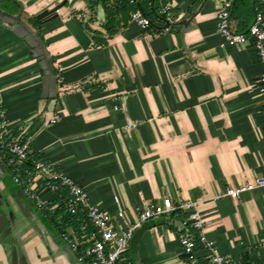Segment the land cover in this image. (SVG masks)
Instances as JSON below:
<instances>
[{
    "label": "crops",
    "instance_id": "0c3cea01",
    "mask_svg": "<svg viewBox=\"0 0 264 264\" xmlns=\"http://www.w3.org/2000/svg\"><path fill=\"white\" fill-rule=\"evenodd\" d=\"M61 1L0 0V12L32 28L30 17ZM171 1L168 31L131 23L130 3L111 33L98 0H68L58 17L32 28L43 36L56 70L52 96L45 95L47 73L34 47L0 18L6 118L15 133L33 135L34 156L83 185L118 230L164 198L195 200L210 221L207 237L223 255L264 264V187L239 199L222 196L227 188L264 176V61L249 44L225 42L217 22L220 2ZM256 3L235 1L234 32L248 31ZM129 122L140 124L128 129ZM34 177L44 210L0 166V211L6 219L0 264H87L83 250L92 245L90 231L63 225L56 215L59 203ZM181 219L144 223L116 264H208L199 241L194 254L183 252ZM61 232L74 235L80 249L71 250ZM9 235L12 240L5 239Z\"/></svg>",
    "mask_w": 264,
    "mask_h": 264
},
{
    "label": "built area",
    "instance_id": "2783aa9c",
    "mask_svg": "<svg viewBox=\"0 0 264 264\" xmlns=\"http://www.w3.org/2000/svg\"><path fill=\"white\" fill-rule=\"evenodd\" d=\"M206 1V0H205ZM221 7L217 14L218 30L228 45H251L256 54L264 61V0H257L255 17L248 31L234 32L231 28V15L236 0H215ZM135 9L130 12V22L142 30H148L153 21L139 7L142 3H158L161 15L168 24L164 31L171 28L173 21V7L171 0H130ZM260 92L264 95V76L259 81ZM140 122H129L127 128H136ZM33 135L26 132L15 133L6 118V111L0 101V162L6 161L10 167L15 183L21 188L25 196L41 209H45V202L41 200L36 187L35 177L24 179L28 173L26 162H31L37 176L42 180L43 188L54 197H61L68 211L74 215L83 214L81 225L77 228L80 233L90 231L92 245L83 250L87 264H116L122 257L134 238L135 232L142 229L144 223L160 218L182 216L181 230L178 241L187 255H192L198 241L206 249L209 256L208 264H246L243 260L232 261L223 255L216 243L206 235L207 225L210 222L200 208V202L195 200L174 201L164 198L162 204L144 209L135 222H126L122 230H118L112 223L111 215L102 207L91 201L87 189L69 176L64 170L56 169L53 164L44 159H36L31 152ZM264 187V176L245 182L236 187L227 188L222 196L239 199L243 193ZM119 214L123 216L121 204L116 198ZM61 238L71 249L77 251L80 246L74 235L61 232Z\"/></svg>",
    "mask_w": 264,
    "mask_h": 264
},
{
    "label": "trees",
    "instance_id": "16d2710c",
    "mask_svg": "<svg viewBox=\"0 0 264 264\" xmlns=\"http://www.w3.org/2000/svg\"><path fill=\"white\" fill-rule=\"evenodd\" d=\"M99 2L101 1L105 7V10L107 12V22H106V27L108 28V30L112 33L113 31H116L115 26H116V22H117V16L121 13H124L125 11L130 10V0H116L113 4H108L109 0H98ZM144 13L151 18V20L153 21V25L154 27H157V30L164 31L165 27L168 25L165 21V17L163 15L160 14L159 9H158V5L156 3H153L152 5L148 4V3H142L139 6ZM135 8V6H134ZM162 19L165 24L164 26H159L158 20ZM29 23L31 24L32 28L37 29L40 25V21L38 20V18L36 16L34 17H30L29 18ZM151 26V27H152ZM159 26V27H158ZM39 32V31H38ZM38 35L41 37V39H43V36L41 35V33H38ZM106 43V42H105ZM104 43V44H105ZM36 159H41L43 158L42 155H35L34 156ZM3 165L10 171V167L7 165L6 161L3 160L2 161ZM25 168L28 170V173L23 175V178L26 180L29 177H33L36 174V170L33 167L31 162H26L25 163ZM54 202L53 203H59V206L57 207V214H61V218H62V224L67 226V225H73L75 227H79L82 223L83 220V216L80 215H74L71 214L68 211V208L65 204V202L63 201V198L61 197H55L54 198ZM55 217H52V220ZM244 262L246 264H251L250 262H248L247 260H244Z\"/></svg>",
    "mask_w": 264,
    "mask_h": 264
},
{
    "label": "water",
    "instance_id": "95a60500",
    "mask_svg": "<svg viewBox=\"0 0 264 264\" xmlns=\"http://www.w3.org/2000/svg\"><path fill=\"white\" fill-rule=\"evenodd\" d=\"M68 0H62L56 6L46 9L40 14H38L37 18L40 22L44 23L51 19H54L59 16V11L62 9ZM0 18L13 27V29L22 37H24L31 46L34 47L35 55L40 58L44 68L46 69V83L47 87L45 89V95H54L57 93V76L56 70L50 57V53L44 45V42L40 38V36L27 24L20 23L15 16H7L4 13L0 12ZM2 166V163H0ZM22 195H24L22 193ZM6 225V219L3 216V213L0 211V228H4ZM9 240H12V237L8 236ZM71 249V248H70ZM72 250V249H71ZM16 251L14 250V256L16 257Z\"/></svg>",
    "mask_w": 264,
    "mask_h": 264
},
{
    "label": "flooded vegetation",
    "instance_id": "af4514ba",
    "mask_svg": "<svg viewBox=\"0 0 264 264\" xmlns=\"http://www.w3.org/2000/svg\"><path fill=\"white\" fill-rule=\"evenodd\" d=\"M8 238V236L7 237H5V239H7Z\"/></svg>",
    "mask_w": 264,
    "mask_h": 264
}]
</instances>
